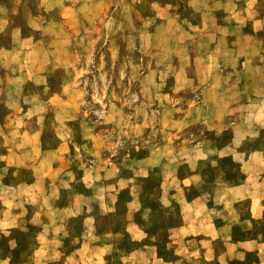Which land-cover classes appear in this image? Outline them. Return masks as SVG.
Instances as JSON below:
<instances>
[{
  "label": "rangeland",
  "instance_id": "1",
  "mask_svg": "<svg viewBox=\"0 0 264 264\" xmlns=\"http://www.w3.org/2000/svg\"><path fill=\"white\" fill-rule=\"evenodd\" d=\"M250 162L264 0H0L1 256L91 240L183 264L207 240L190 264H264Z\"/></svg>",
  "mask_w": 264,
  "mask_h": 264
},
{
  "label": "crops",
  "instance_id": "2",
  "mask_svg": "<svg viewBox=\"0 0 264 264\" xmlns=\"http://www.w3.org/2000/svg\"><path fill=\"white\" fill-rule=\"evenodd\" d=\"M249 166L251 169H254L253 171H256L250 172L249 177L251 179L256 178V183L260 187L257 189L255 184H253L249 189L248 197L245 198H248L250 201V217L257 220L260 217H264V175H259V178H257V175L261 174V170L263 172V168L260 167L261 165H253L252 162L249 163ZM244 199H239L238 201H243ZM1 217L0 212V222L3 221ZM184 228L188 232L192 230V226L190 223L188 224V221H185ZM262 245L264 246V243L255 240L252 245L254 247L252 248L256 250V248H260ZM180 249H183L184 252L183 258H179L178 260L179 263L185 264L188 262L190 264L193 261L192 256L194 251L200 254L196 257V260L202 262L203 260L209 261L211 257V251L209 250L207 240L199 242L198 244L181 243L179 244L178 252ZM108 250L107 244L98 245L91 240L82 241L70 251H65L62 247L58 246L56 242H51L49 246L41 243L36 253L34 252L32 256L27 257L24 264H106ZM137 257H139V259H146V264L157 263V257H149L145 253H137ZM13 259V257H3L0 254V264H16ZM161 264H164L163 260H161Z\"/></svg>",
  "mask_w": 264,
  "mask_h": 264
}]
</instances>
